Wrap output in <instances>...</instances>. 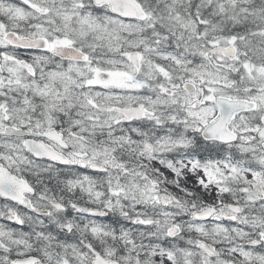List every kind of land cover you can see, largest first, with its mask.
<instances>
[{
	"label": "snow or ice",
	"instance_id": "obj_1",
	"mask_svg": "<svg viewBox=\"0 0 264 264\" xmlns=\"http://www.w3.org/2000/svg\"><path fill=\"white\" fill-rule=\"evenodd\" d=\"M0 264H264V0H0Z\"/></svg>",
	"mask_w": 264,
	"mask_h": 264
}]
</instances>
